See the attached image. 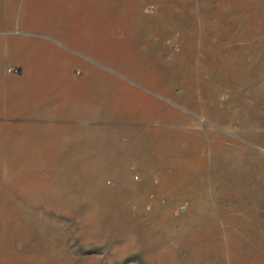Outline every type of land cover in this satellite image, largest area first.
<instances>
[{"label": "rangeland", "instance_id": "obj_1", "mask_svg": "<svg viewBox=\"0 0 264 264\" xmlns=\"http://www.w3.org/2000/svg\"><path fill=\"white\" fill-rule=\"evenodd\" d=\"M0 264H264V0H0Z\"/></svg>", "mask_w": 264, "mask_h": 264}]
</instances>
